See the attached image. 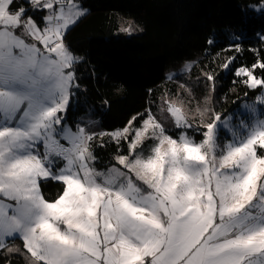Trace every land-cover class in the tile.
Instances as JSON below:
<instances>
[{
  "label": "snow or ice",
  "instance_id": "6c2138e0",
  "mask_svg": "<svg viewBox=\"0 0 264 264\" xmlns=\"http://www.w3.org/2000/svg\"><path fill=\"white\" fill-rule=\"evenodd\" d=\"M250 7L264 13V0ZM86 14L79 0H0V259L21 252L9 246L19 239L28 264H264V119L233 131L214 110L197 109L194 122L182 101H165L178 139L150 108L113 131L73 127L84 58L67 35ZM250 50L257 60L234 75L264 104V53ZM105 137L115 164L98 171ZM148 140L157 143L145 157ZM49 181L63 186L54 202L42 192Z\"/></svg>",
  "mask_w": 264,
  "mask_h": 264
},
{
  "label": "trees",
  "instance_id": "16d2710c",
  "mask_svg": "<svg viewBox=\"0 0 264 264\" xmlns=\"http://www.w3.org/2000/svg\"><path fill=\"white\" fill-rule=\"evenodd\" d=\"M87 14L71 29L67 43L83 57L79 65L81 92L68 112L70 123L88 114L94 131L123 128L138 113L150 108L157 116L165 101H175L199 122L197 109L228 115L243 100L253 99L260 91L249 89L234 75L241 66L251 67L258 49L264 47L257 34L264 33V13L250 6L262 0H79ZM131 19L141 27L139 34L127 35L122 21ZM235 37V38H234ZM238 38V39H237ZM209 40L213 43L210 45ZM239 42L241 51L229 45ZM230 57L229 69L221 65ZM192 58L190 70L166 79L165 73ZM212 73L215 86L206 80ZM261 70L257 69L259 75ZM183 85V87H182ZM107 101V104L104 103ZM207 119V114L204 117ZM137 127L140 125L137 124ZM195 139L200 135L189 131ZM96 148L97 167L115 164L116 145ZM98 143V141H97ZM122 151L126 153L127 143ZM56 181L46 183L42 192L52 202L62 193ZM10 247L21 249L9 256L7 264H28L22 240ZM6 255V249L0 257ZM0 264L5 262L0 259Z\"/></svg>",
  "mask_w": 264,
  "mask_h": 264
},
{
  "label": "rangeland",
  "instance_id": "374dc122",
  "mask_svg": "<svg viewBox=\"0 0 264 264\" xmlns=\"http://www.w3.org/2000/svg\"><path fill=\"white\" fill-rule=\"evenodd\" d=\"M258 5V4H257ZM85 8V7H84ZM132 27V32L131 33H126L127 35H132V34H139L142 30L141 27L136 23L133 22L131 19H125L122 21V25H121V30L123 28H128V27ZM197 60V58H192L190 60L185 61L183 64H181L180 66L174 67L169 69L168 71H166L165 76L166 79H172L173 77H175L177 74L187 71L189 70L188 66L191 65ZM261 94V92H259L253 99L250 100H243L234 110H232L230 113H228V115L226 116H222L221 119L223 120H227L228 118H231L229 120L230 125L232 126V130H236L238 127L241 126L242 122L245 124H249L251 125L255 120L258 119H264V104H259L257 102V96H259ZM249 105H254L256 108L255 112L250 111V109L246 106ZM167 103H165L164 105H162L160 107L159 112L157 113L156 118L165 125L166 128L170 129L169 134L173 136V138H177L178 139V134H179V130L175 129V125H174V120L171 117V115L167 112ZM179 106V105H177ZM88 120H90V118L88 117V114H83L78 116L74 123H70L69 119H68V123H70L73 127H75V124L77 122H87ZM241 131H244L243 128H241ZM196 142H199L201 139H195L192 134H189ZM220 136L223 138V142H227L230 141L232 139V131H229L227 129H224L222 127L221 132H220ZM157 142L155 140H148L144 143V145L142 146V155H144L145 157H147L148 155L151 154V149L152 147L156 144ZM139 151V150H138ZM96 167V169L98 171H107L108 167H97L96 165H94ZM54 202V201H52Z\"/></svg>",
  "mask_w": 264,
  "mask_h": 264
}]
</instances>
